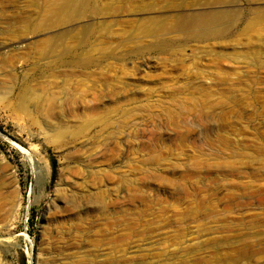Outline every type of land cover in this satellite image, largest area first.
I'll use <instances>...</instances> for the list:
<instances>
[{"label":"rangeland","instance_id":"374dc122","mask_svg":"<svg viewBox=\"0 0 264 264\" xmlns=\"http://www.w3.org/2000/svg\"><path fill=\"white\" fill-rule=\"evenodd\" d=\"M65 1L0 0V264H264V0Z\"/></svg>","mask_w":264,"mask_h":264},{"label":"bare ground","instance_id":"6f19581e","mask_svg":"<svg viewBox=\"0 0 264 264\" xmlns=\"http://www.w3.org/2000/svg\"><path fill=\"white\" fill-rule=\"evenodd\" d=\"M86 3H87L86 0H69V2L65 1L64 3L62 2L61 4L57 3L59 4V8L55 3H52L51 6L53 7V9H57V10H63L65 9V7L72 4L69 10L70 15L65 18L63 17L59 18L54 24L57 26H62L72 21L79 20L77 18L80 15V9L82 8V6H85ZM46 6L50 7L49 3H47ZM71 10H73V14H74L73 16L71 15ZM223 21H225L224 24H227V11L224 13H204V12L199 14L193 13L186 16L183 19L180 20L178 19L173 24L172 28L163 27V29L168 32L174 31L181 34H185L186 38L193 35L197 39H201V40L220 39L223 37V35H225L223 32ZM42 23L43 24L40 26V28L43 29L45 27V20H43ZM159 47L161 46L159 45Z\"/></svg>","mask_w":264,"mask_h":264},{"label":"trees","instance_id":"16d2710c","mask_svg":"<svg viewBox=\"0 0 264 264\" xmlns=\"http://www.w3.org/2000/svg\"><path fill=\"white\" fill-rule=\"evenodd\" d=\"M53 170H54V166H53Z\"/></svg>","mask_w":264,"mask_h":264}]
</instances>
